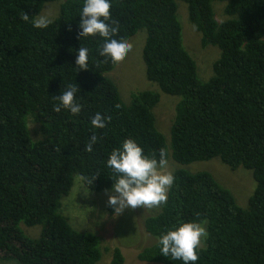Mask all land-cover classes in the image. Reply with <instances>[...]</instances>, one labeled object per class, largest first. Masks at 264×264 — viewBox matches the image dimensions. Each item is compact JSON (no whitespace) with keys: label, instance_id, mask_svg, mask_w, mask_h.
Here are the masks:
<instances>
[{"label":"trees","instance_id":"16d2710c","mask_svg":"<svg viewBox=\"0 0 264 264\" xmlns=\"http://www.w3.org/2000/svg\"><path fill=\"white\" fill-rule=\"evenodd\" d=\"M82 2L0 0V264H97L109 249L90 230L74 229L60 207L77 177L94 192L111 187L106 160L126 138L157 160L171 155L182 166L217 158L250 170L255 182L241 207L213 174L175 169L166 203L141 221L153 243L139 260L181 264L157 247L160 234L181 219L207 221L196 264H264V0H112L118 36L146 32V78L157 85L128 101L110 76L118 62L97 51L101 38L80 40ZM51 3L60 4L59 15L47 28L34 27ZM178 3L202 34V47L218 53L209 80L184 47ZM80 46L91 50L86 70L75 67ZM69 83L81 90L75 117L55 111L53 95ZM158 91L180 98L168 138L156 126ZM97 112L111 114L103 129L90 124ZM93 132L99 139L87 152ZM124 263L115 247L109 264Z\"/></svg>","mask_w":264,"mask_h":264},{"label":"clouds","instance_id":"9594fccd","mask_svg":"<svg viewBox=\"0 0 264 264\" xmlns=\"http://www.w3.org/2000/svg\"><path fill=\"white\" fill-rule=\"evenodd\" d=\"M111 7L112 0H83L78 15V29L80 40L88 37L101 38L97 49L99 55L117 63L131 50L132 44L126 38L117 35L119 27L111 18ZM23 19L29 20V15L25 13ZM32 22L36 28H47L53 21L48 14H37ZM202 37L201 34V41ZM90 54L91 50L88 47L80 46L76 49L75 67L78 70L88 69ZM218 59L219 57L213 64ZM80 94L81 90L77 83L67 84L58 95H53L57 102L55 111L59 112L64 109L74 117L79 116L83 109ZM111 118V114L97 112L91 118L90 124L94 129H103ZM98 139V135L93 132L85 145V151L92 152ZM218 162L222 163L221 160ZM168 163L174 166V170L180 168L178 166L175 168L176 164L171 155L169 162L163 157L159 160L150 157L134 138H126L120 146L113 148L106 160V167L111 169L115 178L111 179L113 183L105 191L107 205L112 209L113 215L118 216L125 209L152 208L166 203L169 191L175 181L174 171L167 168ZM228 169L234 171L231 168ZM78 181L89 190L81 178ZM74 184H76L75 181ZM61 208L62 205L60 210ZM207 237L206 220L184 221L178 219L171 228L160 234L157 239V247L160 255L173 262L196 264Z\"/></svg>","mask_w":264,"mask_h":264},{"label":"rangeland","instance_id":"374dc122","mask_svg":"<svg viewBox=\"0 0 264 264\" xmlns=\"http://www.w3.org/2000/svg\"><path fill=\"white\" fill-rule=\"evenodd\" d=\"M61 3V2H60ZM178 19L183 27V44L190 55L197 62L198 73L203 79H208L212 75L213 62L219 57L216 49L201 45V34L193 28L188 19V13L184 4L178 3ZM60 6V4H59ZM59 6L55 3L46 4L41 14H48L54 18L59 15ZM215 10L218 17L223 19V6L216 4ZM57 15V16H58ZM219 19V20H221ZM132 44L131 50L118 62L110 76L117 83L121 96L128 101L133 92L157 89V85L151 83L146 78L145 64L143 61V50L146 42V32L141 31L128 39ZM186 49V50H187ZM200 76V75H199ZM201 78V77H200ZM206 82L208 80H203ZM154 91V90H152ZM161 99L154 109L156 126L158 130L167 138L170 135L172 122L175 118V107L180 98L170 96L158 91ZM219 159L210 161L194 162L189 165H180L175 161V168L182 167L191 173L209 172L217 180L234 194L237 203L241 207H246L253 190L255 182L251 171L238 168L234 171L225 168L220 164ZM169 170L174 171L172 164H167ZM78 177L70 195L62 200L60 212L66 216L70 224L76 230H90L101 239L102 246L109 251L102 255L97 264H109L112 260V252L115 247L120 248L125 259L124 264H160L145 262L138 259L145 246L152 244L150 235L142 228L141 221L149 214L152 208L137 207L135 209H125L118 216L113 215V211L107 205V194L88 190ZM89 192V193H88ZM152 237V236H151ZM152 239L155 238L152 237Z\"/></svg>","mask_w":264,"mask_h":264}]
</instances>
